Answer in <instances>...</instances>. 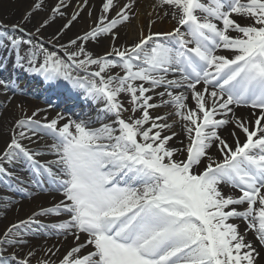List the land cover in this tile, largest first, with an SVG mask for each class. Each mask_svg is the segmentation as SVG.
<instances>
[{
  "label": "snow or ice",
  "instance_id": "snow-or-ice-1",
  "mask_svg": "<svg viewBox=\"0 0 264 264\" xmlns=\"http://www.w3.org/2000/svg\"><path fill=\"white\" fill-rule=\"evenodd\" d=\"M0 97V264H264V0H31Z\"/></svg>",
  "mask_w": 264,
  "mask_h": 264
},
{
  "label": "bare ground",
  "instance_id": "bare-ground-1",
  "mask_svg": "<svg viewBox=\"0 0 264 264\" xmlns=\"http://www.w3.org/2000/svg\"><path fill=\"white\" fill-rule=\"evenodd\" d=\"M30 2L31 0H0V16L3 17L4 19L11 21L10 23H15L20 19L21 15L28 8ZM60 23H62V21H57V23L53 25L52 28L48 29V31L44 34L45 37H47L48 34L51 33V31L59 27ZM83 27H84L83 23L76 25L68 35L69 36L73 35ZM65 39H67V37H65ZM102 50H103V45L100 48L96 49V51H102ZM15 100L13 102L24 104L29 111H31V109L36 107H45V105L42 104L40 101L31 100L27 102L25 98H15ZM75 104H77V106L82 109L85 108V105L82 101L81 102L77 101L75 102ZM242 114L247 115V110H242ZM0 147L3 146L0 145ZM24 207L26 209L28 205H25ZM21 215H23V212L21 213ZM249 238H251V236Z\"/></svg>",
  "mask_w": 264,
  "mask_h": 264
},
{
  "label": "rangeland",
  "instance_id": "rangeland-1",
  "mask_svg": "<svg viewBox=\"0 0 264 264\" xmlns=\"http://www.w3.org/2000/svg\"><path fill=\"white\" fill-rule=\"evenodd\" d=\"M11 21L7 20V19H4L3 17L0 16V24H4V25H10L12 23H10ZM54 31V30H53ZM51 31V32H53ZM16 98H25V100L27 102L33 100L35 101L34 98L32 99H29L26 95L25 96H20V95H17ZM0 99H3L2 97H0ZM16 101V100H15ZM15 104V102H13V105ZM13 105H10L9 106V111L7 113H5V116L8 118V120H10L14 115H18V113L16 112L15 108ZM35 108L31 109V110H34ZM50 114V113H49ZM51 116H54L55 114H50ZM8 120H5V121H2L0 122V132H3L7 126H8ZM7 139V136H4V135H0V145L3 146V141ZM15 218V214L13 212H11L8 216V220H12ZM8 221H4L3 223H0V227H3V224L4 223H7Z\"/></svg>",
  "mask_w": 264,
  "mask_h": 264
}]
</instances>
